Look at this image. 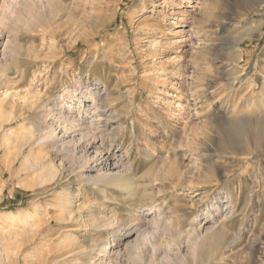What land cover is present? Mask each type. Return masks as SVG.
<instances>
[{
    "label": "rangeland",
    "instance_id": "374dc122",
    "mask_svg": "<svg viewBox=\"0 0 264 264\" xmlns=\"http://www.w3.org/2000/svg\"><path fill=\"white\" fill-rule=\"evenodd\" d=\"M8 88L0 264H264V0H0Z\"/></svg>",
    "mask_w": 264,
    "mask_h": 264
},
{
    "label": "bare ground",
    "instance_id": "6f19581e",
    "mask_svg": "<svg viewBox=\"0 0 264 264\" xmlns=\"http://www.w3.org/2000/svg\"><path fill=\"white\" fill-rule=\"evenodd\" d=\"M164 1H166V0H164ZM185 3H189L190 2V0H183ZM166 17V16H165ZM182 17H184L182 14H181V12H177V14H176V16H175V19H174V24L175 25H179V24H181V21H182ZM87 20V19H86ZM198 23V22H197ZM75 24H77V23H75ZM73 25V24H72ZM85 24H84V26L83 25H80L79 27H78V25H75V27L73 28V29H71V31L69 30V32H68V34H70L71 32H73V33H75V32H80V31H84V29H85ZM79 28V29H78ZM76 29H77V31H76ZM75 30V31H74ZM97 32V34L99 33V30L98 31H96ZM76 34H78V33H76ZM75 35V34H74ZM88 37V36H87ZM87 37L85 38H80V35H79V37L77 38H75L74 39V41L72 42V44L70 45V47H69V49H73L74 47H76L78 44H85V43H87L88 42V39H87ZM80 38V39H79ZM107 52H108V57L110 58V59H112V56H111V53H112V49L111 48H108L107 47ZM153 55V54H152ZM57 55L55 54V57H56ZM155 56H156V53L153 55V59H152V62L153 61H155ZM203 56V55H202ZM54 56H53V61H54V58H55ZM109 59V60H110ZM52 61V62H53ZM111 61V60H110ZM199 68V67H198ZM9 84V83H8ZM206 88V87H205ZM16 91V90H15ZM14 91V92H15ZM195 91H197V89L195 90ZM4 92V91H3ZM198 92V91H197ZM13 93V92H12ZM200 94L202 95V93L200 92ZM199 94V95H200ZM28 95V94H27ZM205 95V94H204ZM8 97H11V88H8V89H6L5 90V92L1 95V101L2 102H4V101H6V99L8 98ZM204 97V96H203ZM91 102L92 104H91V107L89 108L88 106H85V104H84V112L86 113H88V111L89 110H91V108H92V110H93V112H92V114L95 116V118H98V120H100V117L103 115V114H105V110H102L101 111V109L100 108H98V106L96 105V101H92V100H90V99H86V103L87 102ZM113 103V102H112ZM109 110V109H108ZM89 114V113H88ZM92 115V116H93ZM91 116V115H90ZM262 116V115H261ZM242 120H244V119H242ZM242 120H238V122H236V123H238L239 125V127L238 128H242V127H245L244 125H246V124H244L243 122H242ZM245 121H248V120H245ZM106 123V122H105ZM255 125V129H256V131H261L263 128H264V124L262 123V121H260V120H257L256 121V123H254ZM105 125V124H104ZM101 126V125H100ZM106 126H107V124L105 125V128H106ZM234 126H235V124H234ZM77 127V126H76ZM97 127V126H96ZM236 127V126H235ZM1 128V127H0ZM86 129V128H85ZM89 130H91L90 128L88 129L87 128V132H84V133H86L87 135V137L88 138H90L91 140H92V145H91V147H90V149H95L97 152L95 153L96 154V157H92L91 159L89 158V161L92 163V165L91 166H89V167H87V170L88 171H90V170H92V171H102L100 174H99V178H100V181H101V184H106V183H112L113 185H116V187L117 186H120L121 185V181H127V179H128V174H127V170L126 169H124V166H122L121 164H120V159H118V157L112 152V150H110V151H108V152H105V150L103 151V148H102V146H101V143H100V141H99V143H97L96 142V140H97V138H96V136L94 135V134H92L91 133V131H89ZM127 130V129H126ZM82 131V130H81ZM85 131V130H84ZM240 131V130H239ZM99 132V131H98ZM82 133V132H81ZM93 133H95V132H93ZM258 133V132H257ZM81 135V134H80ZM107 135V134H106ZM257 135V134H256ZM258 136V135H257ZM98 137V136H97ZM100 140V139H99ZM105 140V139H104ZM107 141V140H106ZM238 141V140H237ZM103 144V143H102ZM228 148H231L230 146H228ZM120 184H119V183ZM119 184V185H118ZM127 184H128V182H127ZM122 185H126L125 183H123L122 182ZM127 189V188H126ZM150 197H151V195H150ZM222 211V210H221ZM148 214V213H147ZM208 214H210L211 215V213L210 212H208ZM12 217H18V213L17 214H13L12 215ZM2 219H4V215L3 214H1L0 215V220H2ZM143 219V218H142ZM161 220L163 221V219L161 218ZM161 222V221H160ZM149 223V222H148ZM158 223V222H157ZM153 224V223H152ZM167 225V224H166ZM160 226V225H159ZM163 226V225H162ZM219 226V225H218ZM220 227V226H219ZM201 230H202V232H203V235L205 236L202 240H201V242H199V244H195V246H194V249H195V251H200L202 248H204V247H210V248H214V249H217V248H219L218 246H220L219 244H220V242L222 241L221 240V238L222 237H220V232L218 233V232H216V233H218V234H216V235H214L215 234V232L214 231H210L211 229H209V230H207V229H205V227L204 226H201V228H200ZM224 231V230H223ZM213 232H214V234H213ZM213 234V235H212ZM224 243V242H223ZM106 249H108L109 247H110V245L109 244H106V246H104ZM263 248V247H262ZM209 249V248H208ZM219 249H221V248H219ZM219 249H217L218 251H219ZM251 249V248H250ZM216 250V251H217ZM207 251V250H206ZM196 253H198V252H196ZM200 253V252H199ZM216 256V255H215ZM217 264H220V263H217Z\"/></svg>",
    "mask_w": 264,
    "mask_h": 264
}]
</instances>
